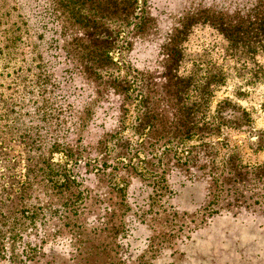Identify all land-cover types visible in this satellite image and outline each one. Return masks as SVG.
I'll return each mask as SVG.
<instances>
[{
	"label": "rangeland",
	"instance_id": "1",
	"mask_svg": "<svg viewBox=\"0 0 264 264\" xmlns=\"http://www.w3.org/2000/svg\"><path fill=\"white\" fill-rule=\"evenodd\" d=\"M45 1L0 0V92L15 96V77L22 87H32L19 101L26 127L15 130L0 113V264H264V81H256L264 77V59L247 60L240 52L233 58L229 42L211 23L194 28L182 72L199 80L186 101L190 106L201 101V90L213 81L209 107L195 104L190 111L193 123L202 117L213 120V137L208 140L211 159L206 165L211 176V170L198 171L203 160L190 167L169 166L163 173L166 160L157 151L163 140L156 144L144 137L149 131L145 97L131 92L128 111L121 107L123 96L117 95L127 72L155 68L168 20L200 7L234 12L255 0H160L158 31L132 41L130 49L137 60L131 68L120 57L119 31L126 23L119 9L104 11L106 4L100 0H63L68 8L59 7L73 17L69 32L84 31L76 22L83 16L95 20L92 25L98 32L112 36V63L95 66L97 70L87 61L82 45L71 38L66 43L52 41L55 29L60 31L55 24L48 26L53 30H46L43 39L20 24V13L30 15L35 6L43 9ZM10 28L16 31L14 49L6 48L5 32ZM64 48L78 50L80 63L85 57L87 74L62 80L68 74L65 68L75 69L80 56L77 53L76 62L68 63ZM42 60L51 71V81H60L68 93L65 111L58 116L66 122L62 132L55 130L60 126L52 122L54 114L42 111L48 101L42 100L44 87L37 88L42 84L36 77ZM99 85L102 90L93 94ZM225 101L237 104L235 111L223 105ZM79 117L88 118V123L79 124ZM218 125L221 132L214 130ZM107 135L116 138L105 147L116 144L123 153L121 158L114 154L100 159L108 166L98 170L92 158L81 161L70 156L71 150L77 153ZM180 135L173 142L198 144L195 136L179 139ZM174 156L178 160L185 154ZM193 156L202 159L198 152ZM146 158L151 164H144ZM30 181L33 185L25 188Z\"/></svg>",
	"mask_w": 264,
	"mask_h": 264
},
{
	"label": "trees",
	"instance_id": "2",
	"mask_svg": "<svg viewBox=\"0 0 264 264\" xmlns=\"http://www.w3.org/2000/svg\"><path fill=\"white\" fill-rule=\"evenodd\" d=\"M100 2L102 5L106 4L105 9H103L104 11L110 8H115V11L119 9L120 14L123 16V22L126 24L119 31L120 57L124 60L123 64L131 68L130 65L134 64L137 60L133 55V48L130 49L131 46H134L135 42L138 40H144L155 35L158 31L157 18H153L152 15L155 13L157 16L156 12L161 14L159 12L161 9L159 5L161 1L100 0ZM60 4H63L64 10L68 8V5H64L65 3L63 0H47L45 1V5H43V9H38V7L35 6L33 11L30 9V15L28 13H20V16H23V18L20 17L23 19L20 24L22 26L25 25L26 28L29 29H27L28 32L34 31L38 39H43L46 30H53L52 28L48 29V26L55 24L60 28V31L58 32V30L55 29L52 41L58 42L61 39L66 43L67 38H71L74 44L82 45L88 52L86 55V58H88L87 61L92 63L91 67H94L96 70L97 68L95 66L101 67L111 64L113 58L110 56L109 50L112 48V36L103 31L98 32L96 26L92 25V23H96L95 20L92 21L83 16L77 17L76 22L81 25H79L80 28L77 29L80 31L83 29L84 31L69 32L68 29L73 30L71 29L73 28L72 25H74L71 22V18L73 17H70V13L62 11L59 7ZM205 23H211L213 27L227 39L231 50L229 54L231 57L236 58L238 52H240V55L246 57L247 60L262 62L264 59V0H255L249 7L239 8L234 12L223 8H213V10L205 7L197 9L192 8L185 14H179L174 17L171 30L167 31L163 37L165 42L158 47L159 52L155 68L152 70H139L137 67L133 68L134 74H129V72H127V78L119 83V89H117V91L120 92L117 93V95L123 96L124 103L121 107L125 110L128 109V111L130 104L127 102L132 99L131 92H137V96L145 97L144 101L148 103L147 106H144H146L147 109V114L145 116L147 117L146 123L149 127V131L145 133L144 137L150 141H154L156 144L163 140L160 146L157 147V151L161 152V154L164 155V160H166L162 169L163 173H167V170L169 171V166L178 167L176 166L177 164L185 166L196 165L200 160H203V163L199 165L198 171L202 172L204 169H208L206 165L211 159V153L209 154L208 152L210 146L208 140L213 137V120L209 121L207 118L202 117L198 123H193L190 117V111L193 110L195 104L199 105L201 108L209 107V101L213 95V81L208 82L204 89L201 90V93H203L201 95V101L190 106L186 101L193 95L191 93L198 89L199 80H195V74L192 77H186L182 72L185 65V58L190 49V41L194 28L199 24ZM11 29L12 28L5 32L7 49H14L17 43L14 39V33L16 31L12 33L13 29ZM132 41H134V44ZM8 42H10L11 45H9ZM71 43L67 42L68 45ZM240 43L247 45L240 49L238 48ZM34 47L37 46L35 45ZM66 48L64 49L68 56V63L70 61L72 63L76 62L73 57H76L77 53L80 56H77V61H79V63L76 65L75 69L71 67L68 69L65 68L64 73H68V76L66 75L62 80L70 76L73 77L75 74L78 76L87 74L88 71L83 63L85 57H82L83 60L80 63V52H78V50L76 51V49L70 52V49ZM240 55L238 59H240ZM37 68L38 74H36V77H38L39 82H42L37 88L40 89L44 87L41 93L43 97L42 100L48 99L42 111L50 112L51 117H53L54 114V120L52 122L60 126L59 129L55 130L62 132L65 130L64 126H66V122L60 120L58 116L65 111L63 109V101L67 99L68 93L66 89L59 86L60 81L59 83L51 81L52 74L46 62L42 60V63H39ZM259 78L261 79H256V81H264V77ZM16 79L18 78L15 77L13 79V82H15L14 86H16L13 87L16 93L15 96L10 93L7 95L5 91L0 92V113L2 114L0 115L2 119L6 118L10 120L15 130H18V127H26L21 121L22 118H20L23 111L22 103L19 102L23 97L21 94L25 93L26 95V93H30L32 87L30 86V89H28L27 86L22 87L19 83H16ZM93 88V94L97 95L96 90H102L103 87L99 85ZM18 93H20V95H17ZM167 95H169V98ZM48 96L49 98H45ZM222 103L223 105H229L232 111H235L237 106V104L231 101L229 103H227V101ZM180 104L182 105L181 109L177 107ZM223 105L220 104V109H222ZM262 106L264 109V103ZM174 110H177V112L174 113ZM25 114L27 115L28 113L26 112ZM123 120L124 119L120 120V122L123 123ZM85 121L88 123V118L86 120L81 117L78 118L79 124ZM198 124H201L200 127H197ZM72 126L75 129L81 127L76 124H72ZM119 129H123L122 125L119 126ZM214 130L221 132V127L218 125ZM199 131L201 133H198ZM177 133H181L178 137L179 139H181L182 135L184 139H190V137L195 136L198 139V144L188 145L182 141L173 142V140L177 138ZM24 134L25 137L28 138V141L32 139L27 129ZM117 134H120V132H117L116 135ZM115 138V135H107L103 140H99L96 145L82 148L78 150L77 153H75L77 150H71L73 153L70 151V156L75 154L76 158L81 161H84L85 158H92V160L98 164L96 168L100 170L102 167L108 166L105 160L103 163H99L100 159H104L108 156L112 157L114 154L118 155L116 158H121V156H123V153L118 151L116 144L113 145V148H108L107 145L109 144H106L105 147L106 142L110 143L111 139ZM203 139H205L206 142H202ZM169 143L173 145L170 146ZM140 145L142 147L145 146L143 142H141ZM24 146L28 148L32 147V145L26 143H24ZM153 148H155V145H153ZM142 152H146L145 147L142 148ZM196 152L200 153L202 159H197L193 156ZM179 153H183L185 156L183 158L177 157V160L174 155L178 156ZM150 154L152 155L153 153ZM154 154L157 155L158 153ZM170 163L172 164L170 165ZM144 164L148 165L151 164V162L146 158L144 159ZM109 165H111V163H109ZM191 167L192 169L196 168V166ZM242 167L241 165L240 168ZM149 169L150 167H146V171ZM27 170L31 173L34 172L33 168ZM209 170L211 169H208V171ZM211 172L212 170L208 173L210 176ZM152 174L155 176V179L158 178L157 172L152 171ZM159 181L160 180L157 179V182ZM29 185H33L31 181L29 184H25V188L29 187ZM27 230L29 229L27 228L24 233ZM21 231V228L18 229L19 233H21Z\"/></svg>",
	"mask_w": 264,
	"mask_h": 264
},
{
	"label": "clouds",
	"instance_id": "3",
	"mask_svg": "<svg viewBox=\"0 0 264 264\" xmlns=\"http://www.w3.org/2000/svg\"><path fill=\"white\" fill-rule=\"evenodd\" d=\"M162 2H163V3H167V0H162ZM152 17L155 18V17H156V14L154 13V14L152 15ZM173 23H174V21H172V20H168V21H167V28H166V31H170V30H171ZM164 42H165L164 40H161V41H160L161 44H163Z\"/></svg>",
	"mask_w": 264,
	"mask_h": 264
}]
</instances>
